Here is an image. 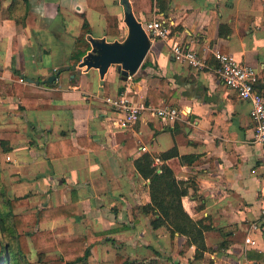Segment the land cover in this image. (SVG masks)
Instances as JSON below:
<instances>
[{"label": "crops", "instance_id": "1", "mask_svg": "<svg viewBox=\"0 0 264 264\" xmlns=\"http://www.w3.org/2000/svg\"><path fill=\"white\" fill-rule=\"evenodd\" d=\"M5 1V7L12 2ZM103 1L117 16L118 34H107L104 14L86 0H29L23 25L1 18L0 12V141L11 147L6 151L12 161L8 170L27 183L25 193H31L29 205L13 211H34L32 205L39 201L43 203L37 208L66 204L75 196L77 216L36 227L50 229L56 238L87 236L90 255L83 264H117V255L156 257L158 264H264V146L253 138L250 102L222 82L212 54L220 49L253 67L258 73L256 89L264 92V0H168L164 12L149 17H162L171 40L149 37L146 63L130 80L122 79L117 66L111 65L101 82L95 68H70V55L84 21L90 26L89 36L108 41L123 37L122 0ZM128 3L137 19L148 18L133 9L132 0ZM50 9L53 23H42L40 15ZM220 25L229 26L230 33L219 35ZM172 41L196 50L208 67L197 69L176 60ZM65 65L69 69H63ZM52 73V84L26 81L44 80ZM12 82L21 83L27 97L48 99L51 107L19 112L18 97L7 93ZM166 86L171 94L160 105L182 111L171 124L148 109L134 124H124L123 112L105 101L125 92L145 102L148 89L163 91ZM81 137H90L97 147L79 144ZM65 138L83 151L47 159L45 144ZM174 145L180 155L195 156L177 171L178 178L193 177L198 186L182 198L184 208L193 219L209 217L213 227L204 233L209 250L201 259L193 258L194 246H183L184 236L176 233L171 238L165 227L152 228L151 215L133 218V208L150 200L148 180L136 172L134 159ZM254 221L257 229L251 227ZM247 236L256 243H246ZM61 253L51 251L47 258ZM30 255L35 260L33 250Z\"/></svg>", "mask_w": 264, "mask_h": 264}, {"label": "trees", "instance_id": "2", "mask_svg": "<svg viewBox=\"0 0 264 264\" xmlns=\"http://www.w3.org/2000/svg\"><path fill=\"white\" fill-rule=\"evenodd\" d=\"M87 5L94 10L104 14L106 19L107 34H118L117 16L110 13L103 0H86ZM133 9L147 13L164 12L168 5V0H132ZM19 3H23L21 8ZM125 10L130 9L128 0H122ZM29 0H12L7 7V17L13 18L18 24H24L27 15ZM231 29L229 26L220 25L219 35H228ZM91 29L87 21L81 26L79 35L75 38L73 51L70 55V68L78 64L90 47L88 38ZM146 59L141 63V67L146 63ZM62 69H58L60 73ZM58 73V74H59ZM59 76V75H58ZM54 81L48 83L52 84ZM106 85V82L104 83ZM7 89L9 95L18 97L19 112L27 109L50 108L48 99L27 97L23 95V85L12 82ZM171 91L166 89L161 91L159 87L148 89L145 105L159 106L163 99H168ZM78 142L88 148H96L97 144L90 137L78 138ZM3 151H8L11 147L6 145L4 140L0 141ZM83 149L72 145L67 138L47 142L45 144V154L47 159L76 154ZM155 158L160 162L155 164ZM195 159L194 155H180L176 145L166 151L156 154L143 152L134 159L136 172L144 179L148 180L149 202L133 208V218L138 214L151 215L150 225L156 229L165 227L174 238L175 234L184 236L183 246L188 248L194 246L193 258L201 259L209 250L206 245L204 233L212 230L209 217L193 219L184 208L182 198L188 194L189 188L194 191L198 189L193 177L183 179L177 177L179 168ZM170 162H167L169 161ZM30 193L20 196H6L4 199L6 208L0 210V264H83L90 255V243L85 235H75L70 238H56L50 229H40L36 226L52 220L68 218L78 215L76 197L73 196L71 202L61 205H43L42 207L28 212L15 213L13 210L19 206L27 205ZM224 233L226 228L219 230ZM4 233V234H3ZM3 235V236H2ZM224 243H221V246ZM36 256L35 260L30 259V254ZM59 250L62 253L57 258H47L48 253ZM117 264H158V259H122L116 256Z\"/></svg>", "mask_w": 264, "mask_h": 264}, {"label": "built area", "instance_id": "3", "mask_svg": "<svg viewBox=\"0 0 264 264\" xmlns=\"http://www.w3.org/2000/svg\"><path fill=\"white\" fill-rule=\"evenodd\" d=\"M144 30L149 37H158L165 40H171L169 37V29L162 20V17L152 15L146 20L141 21ZM171 49L176 60L183 62L186 65L197 69L208 67L207 62L198 55L196 50L179 42L172 41ZM213 57L217 62L216 72L222 82L230 89L235 91L237 95L251 104L250 115L254 122V141L260 142L264 146V92L256 89L258 80L257 71L249 66L240 63L233 54L224 52L220 49L212 51ZM132 75H127V80H130ZM20 82L24 79L20 78ZM106 103L115 110L121 111L124 114V124H134L140 119L141 113L149 110L152 114L158 117L164 124H171L182 117V111L175 105L162 104L159 106H148L142 101L132 100L127 93H122L119 96L106 97ZM145 150L146 147H141ZM160 160L155 158V164ZM264 164V156H263ZM261 197L263 201L262 215L264 216V182L261 187ZM259 223L254 221L251 224L253 229H257ZM246 243L255 244L256 240L250 236L245 237Z\"/></svg>", "mask_w": 264, "mask_h": 264}, {"label": "water", "instance_id": "4", "mask_svg": "<svg viewBox=\"0 0 264 264\" xmlns=\"http://www.w3.org/2000/svg\"><path fill=\"white\" fill-rule=\"evenodd\" d=\"M124 24L127 28L126 36L122 39L106 40L89 36L88 50L78 63L79 67L85 69L95 68L98 70L101 82L104 80L108 68L115 64L120 71L121 78L126 79L127 75H133L140 67L150 47V38L142 26V22L136 18L131 9L124 11ZM63 69H69L65 65ZM58 72V71H57ZM56 73L50 74L46 79L26 78L28 82H52Z\"/></svg>", "mask_w": 264, "mask_h": 264}, {"label": "rangeland", "instance_id": "5", "mask_svg": "<svg viewBox=\"0 0 264 264\" xmlns=\"http://www.w3.org/2000/svg\"><path fill=\"white\" fill-rule=\"evenodd\" d=\"M5 0H0V12H1V18L7 16L8 13V8L3 6L5 5ZM151 15V13H147V15L145 16V18L149 17ZM54 12L52 11V9H50L48 11V13L46 14V10L44 11L43 14L40 15L41 17V22L42 23H53V19H54ZM57 24V23H56ZM55 24V26H56ZM123 37H118L119 40H122L127 33V28L124 25L123 27ZM122 32V33H123ZM42 38H39L38 40L40 41ZM113 67H116L117 65L113 64ZM1 87H3V85H0V90ZM2 135L1 129H0V136ZM4 154V155H2ZM12 161L10 160L9 157H7L6 155V151H3L2 147L0 146V210H4L6 208L4 199L6 196H20L25 194L26 192V187H27V183H24L23 181L21 182L19 179H17V177L15 176V172H11L9 171V167H10V163ZM7 170V172H6ZM4 171L6 173H4ZM30 193V192H27ZM31 194V193H30ZM30 203V198H29V202L27 205H29ZM43 203V201H39L37 203H35L34 205H32V209L36 210L38 209L37 207H39L41 204ZM4 234V233H3ZM1 236V234H0ZM3 236V235H2ZM31 258V255L29 256ZM36 258V256H34ZM92 264V263H90Z\"/></svg>", "mask_w": 264, "mask_h": 264}]
</instances>
